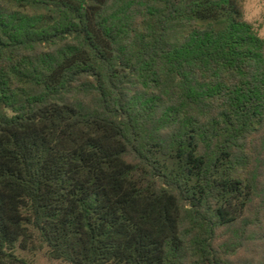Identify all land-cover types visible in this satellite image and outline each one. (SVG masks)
I'll return each instance as SVG.
<instances>
[{
  "label": "trees",
  "instance_id": "1",
  "mask_svg": "<svg viewBox=\"0 0 264 264\" xmlns=\"http://www.w3.org/2000/svg\"><path fill=\"white\" fill-rule=\"evenodd\" d=\"M37 252L264 264V41L237 0H0V264Z\"/></svg>",
  "mask_w": 264,
  "mask_h": 264
},
{
  "label": "clouds",
  "instance_id": "2",
  "mask_svg": "<svg viewBox=\"0 0 264 264\" xmlns=\"http://www.w3.org/2000/svg\"><path fill=\"white\" fill-rule=\"evenodd\" d=\"M241 21L252 34L264 41V0H237Z\"/></svg>",
  "mask_w": 264,
  "mask_h": 264
},
{
  "label": "rangeland",
  "instance_id": "3",
  "mask_svg": "<svg viewBox=\"0 0 264 264\" xmlns=\"http://www.w3.org/2000/svg\"><path fill=\"white\" fill-rule=\"evenodd\" d=\"M23 256L34 264H64L60 261L50 260L43 252L23 253Z\"/></svg>",
  "mask_w": 264,
  "mask_h": 264
}]
</instances>
